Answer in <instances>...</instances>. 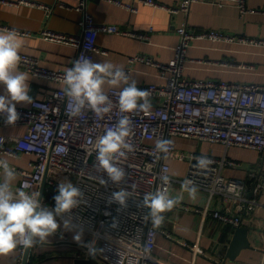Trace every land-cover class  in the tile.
<instances>
[{"label":"built area","instance_id":"obj_1","mask_svg":"<svg viewBox=\"0 0 264 264\" xmlns=\"http://www.w3.org/2000/svg\"><path fill=\"white\" fill-rule=\"evenodd\" d=\"M105 1L137 12L136 8L127 6L119 0ZM86 2L87 0H82L77 7V11L84 14L80 24V35L45 30L42 32L44 40L77 49L76 60L83 55L94 62L96 55L107 54L98 45L100 33L148 39L146 35L131 33L117 26L96 24L86 13ZM138 2L171 14L188 15L192 5L197 3L220 7L236 6L241 14L248 12L245 0H181L177 8H168L155 0ZM19 5L32 4L21 1ZM0 29L8 28L0 26ZM177 33L180 45L169 63L161 64L152 58L144 57L130 60V63L140 62L155 68L159 77L164 80V85L140 87L149 90L150 99L158 100V103L152 105L151 111L147 114L144 112L127 114L133 123L131 143L135 150L129 153L127 159L119 161L127 174L126 183L116 185L108 181L106 185L101 184L103 174L94 167L96 157L92 145L97 137L117 122L121 115L118 107H114L103 119L97 118L89 110L81 116L72 117L69 115L63 90H55L46 99H34L28 108L17 107L20 118L14 125H6L4 117L0 116L2 127L26 128L20 137L1 136L0 154L9 158H18L20 155L35 158L28 169L13 167L21 177L20 183L15 187L39 193L42 203L49 208L55 205L53 197L57 194V185L61 180H70L84 192L85 202L73 209L70 216L74 228L88 235L87 244L94 242L96 249L94 255H90L85 246L86 259L97 257L105 264H167L157 258L154 252L157 248L158 235L161 232L168 238H171V235L160 228H153L151 222L145 219L147 209L139 205L145 193L166 187L171 194L174 186L181 188V183L186 178L192 180L199 191L207 193L210 199L220 197L243 204L246 212H251L257 205L255 199L247 197L249 187L246 182L225 175L226 169L235 168L237 165L226 153L221 157L198 152L186 153L177 147L175 140L221 144L226 151L239 147L264 153V86L192 81L185 77L189 62L187 52L195 40L240 42L263 49L264 40L237 38L214 30L194 33L187 29V25L179 28ZM19 55L21 57L19 66L27 73L63 84L62 77L65 72L45 68L34 57ZM124 70L131 75V69ZM119 91L120 89L115 88L106 91L114 104ZM158 139L174 141L167 155L155 152ZM201 155H206L213 161L208 170L195 167V158ZM170 161L187 165L184 177L172 175ZM162 174L170 176L169 185H162L159 179ZM255 177L252 175L253 180ZM103 178L107 180L106 174ZM132 185L135 186L132 189L133 198L128 200L126 208L109 202L112 192ZM43 186L45 189L41 194ZM262 189L263 185L256 182L252 195H258ZM174 208L184 212L200 213L204 217L211 216L235 229L242 227L244 223L241 216L213 211L208 207L195 209L179 203ZM193 251L196 256L201 254L198 248H194ZM256 251L261 254L259 264H264V248H257ZM17 254L16 264H30L31 253L26 259L27 249L18 246Z\"/></svg>","mask_w":264,"mask_h":264},{"label":"crops","instance_id":"obj_2","mask_svg":"<svg viewBox=\"0 0 264 264\" xmlns=\"http://www.w3.org/2000/svg\"><path fill=\"white\" fill-rule=\"evenodd\" d=\"M27 1L32 5H19ZM82 0H0V26L15 29L24 39V46L19 54L39 60L41 66L50 70L65 72L76 60L77 49L44 40L42 32L51 30L61 34L80 35L84 14L77 11ZM123 4L136 8L137 12L105 0H87L86 13L98 25H113L122 30L148 36L147 40L124 37L116 34L100 33L98 45L107 54H98L97 63L111 62L131 69L130 78L137 86L152 84L164 85L158 71L144 63H130L137 57L152 58L161 64L169 63L180 45L177 30L187 25L190 32L200 33L207 30L219 31L229 36L249 40H264V0H245L248 12L241 14L236 6L220 7L208 3L193 4L190 13L171 14L168 11L147 6L138 0H119ZM168 7L177 8L181 0H155ZM8 2V3H3ZM253 11V12H252ZM26 33L28 35L22 34ZM185 77L192 81L227 82L230 84H255L264 86V49L243 43L212 42L195 40L187 52ZM19 70L26 72L19 66ZM27 73V72H26ZM30 77V95L34 99H46L55 90H63V84L50 80ZM111 88H106L108 91ZM5 89L0 86V95ZM152 105L158 100L151 99ZM30 104H17L19 108H28ZM25 127H2L0 137H20ZM177 147L186 152L212 154L217 157L225 153L237 165L225 170L228 178L243 180L249 190L247 197L256 200L257 205L251 212H246L243 204L228 201L220 197L210 199L205 192L199 191L195 200L184 193L180 204L193 208L208 207L213 211L229 212L243 218L242 228L249 231L252 249L243 251L236 261L226 258L236 229L223 224L211 216L200 213L184 212L174 208L164 213L165 221L160 227L162 232L157 237L154 255L167 264H259L260 252L264 248V153L233 147L226 151L221 144L200 143L176 139ZM11 167L28 169L35 160L33 156L20 155L9 158L0 154ZM172 175L184 177L187 165L170 161ZM255 175V179H252ZM18 174L15 186L20 183ZM256 182L263 185L261 192L253 196L252 189ZM181 188L174 186L171 195L175 197ZM77 231L61 227L49 237V242L31 248L30 264H75L78 259H86L84 251L89 237L82 232V240L76 242L73 237ZM201 252L198 256L193 249ZM196 256V257H195ZM17 248L8 254H0V264H16ZM222 257V259L220 258ZM101 264H105L101 262Z\"/></svg>","mask_w":264,"mask_h":264},{"label":"clouds","instance_id":"obj_3","mask_svg":"<svg viewBox=\"0 0 264 264\" xmlns=\"http://www.w3.org/2000/svg\"><path fill=\"white\" fill-rule=\"evenodd\" d=\"M23 46L24 39L18 31L0 29V86L5 89V94L0 95V116L4 117L6 125H14L20 118L17 104L33 103V97L29 94L30 77L19 70V52ZM62 83L72 117L81 116L89 110L97 118L103 119L114 107H118L121 113L119 119L96 138L92 148L96 157L94 167L103 174L100 183H126L127 174L119 161L127 159L129 153L135 150L131 143L133 123L127 114L149 113L152 108L151 92L139 88L122 66L111 62H93L83 55L65 71ZM106 88L120 89L115 104L105 91ZM173 145L174 141L170 139H158L155 152L167 155ZM195 159V167L200 170H208L213 163L206 155ZM0 173V254H8L18 246L29 249L48 243L49 237L60 229L61 221L65 230L75 227L70 213L85 202V194L70 180L58 183L57 194L53 197L55 205L49 208L42 203L39 193L15 187L18 173L5 159H0ZM105 174L107 180L103 178ZM159 179L162 185L171 183L167 174H162ZM134 187H121L112 192L109 202L126 208L128 200L133 198ZM198 192V186L186 178L175 197L164 187L145 193L139 206L147 209L145 219L151 222L152 227L160 228L165 221L163 214L172 211L183 199L184 193L195 200ZM73 239L80 243L82 232L77 231ZM85 246L90 255L95 254L93 241Z\"/></svg>","mask_w":264,"mask_h":264},{"label":"water","instance_id":"obj_4","mask_svg":"<svg viewBox=\"0 0 264 264\" xmlns=\"http://www.w3.org/2000/svg\"><path fill=\"white\" fill-rule=\"evenodd\" d=\"M44 189L45 187L43 186L41 194H43ZM251 249L252 245L249 239V231L246 228L240 227L236 229L234 233L226 258L231 261H236L243 251ZM30 251L31 248L27 249L26 259L29 256ZM101 262L102 261H100L97 257H93L90 259H78L75 261V264H101Z\"/></svg>","mask_w":264,"mask_h":264}]
</instances>
